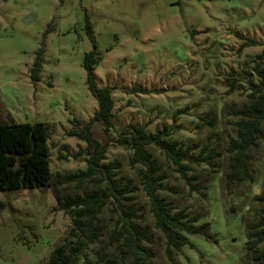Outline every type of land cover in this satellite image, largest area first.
I'll return each instance as SVG.
<instances>
[{"label": "rangeland", "instance_id": "374dc122", "mask_svg": "<svg viewBox=\"0 0 264 264\" xmlns=\"http://www.w3.org/2000/svg\"><path fill=\"white\" fill-rule=\"evenodd\" d=\"M88 22L101 57L96 84L112 87L115 100L112 128L96 121L93 136L107 145L106 161L119 164L116 178L133 190L126 193L133 199L123 198L125 208L141 214L154 233L150 264H260L246 245L247 208L232 213L230 206L236 194L246 196L245 204L264 194V141L252 162V183H241L233 195L225 175L227 148L237 137L236 110L250 102V81L258 82L264 67V0H0V122L47 123L52 172L49 187L0 192V264H45L70 237L71 218L59 209L55 190L80 192L75 183H61L60 174L87 168V142L69 130L98 109L83 66L93 49ZM48 28L45 63L34 82L30 70ZM129 124L168 131L184 149L213 156L203 168L219 172L212 173L204 198L150 146L168 175L161 193L202 214L200 223H210L214 239L189 235L192 245L166 252L139 165L130 162L133 151L117 142ZM119 212L107 207L104 216L108 221ZM107 236L89 250L94 260Z\"/></svg>", "mask_w": 264, "mask_h": 264}, {"label": "trees", "instance_id": "16d2710c", "mask_svg": "<svg viewBox=\"0 0 264 264\" xmlns=\"http://www.w3.org/2000/svg\"><path fill=\"white\" fill-rule=\"evenodd\" d=\"M50 28L44 33L42 45L30 70L32 81L40 80V73L45 63V38ZM87 33L93 41V49L84 56L83 66L86 69V84L98 100V109L88 123L80 128L69 130L70 136H76L87 142V168L78 172L60 174L61 183H75L80 192L61 193L55 190L59 209L71 218L70 237L57 245L45 264H150L155 252L148 244L153 242L154 233L143 224V216L134 208H125L123 198L133 199L126 193L132 192L129 183H122L117 177L119 164L106 161L107 145L94 138L92 126L96 121H103L106 130L113 126L115 100L113 88L99 87L96 84V68L101 61L97 42L91 24L87 23ZM258 82L250 81V102L236 110L240 117L236 122L237 137L231 139L227 148L229 171L225 175L226 188L234 191L243 182H253L255 169L252 162L256 157L259 143L264 141V67L258 70ZM50 126L41 121L36 122H0V192L49 187L52 185L50 169ZM117 142L129 147L133 153L131 165H139L141 184L146 192L151 211L158 229L166 239V252L171 255L172 249L180 250L190 243L189 235L200 234L214 239L210 233V223L202 222V214H192L188 207L169 199L161 192L167 189L168 175L154 155L150 146L158 147L174 170L189 186L190 192H201L207 198L212 173L219 172L212 167L204 170L203 166L211 165V154L201 150L198 155L192 148L184 149L178 140L170 137V132L156 131L149 133L145 127L135 124L119 134ZM206 148V146H205ZM236 194V193H235ZM230 211L242 213L246 226L247 249L254 252V258L264 264V194L255 195L251 202L245 204L246 196L235 195ZM119 213L108 221L114 225L109 228L104 213L106 208ZM107 244L97 252V259L89 256L92 245L103 240Z\"/></svg>", "mask_w": 264, "mask_h": 264}]
</instances>
